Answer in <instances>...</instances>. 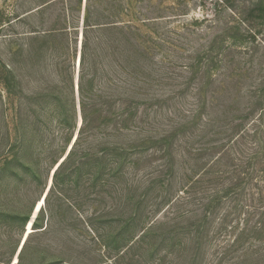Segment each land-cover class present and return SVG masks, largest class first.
Instances as JSON below:
<instances>
[{"label": "trees", "instance_id": "obj_1", "mask_svg": "<svg viewBox=\"0 0 264 264\" xmlns=\"http://www.w3.org/2000/svg\"><path fill=\"white\" fill-rule=\"evenodd\" d=\"M84 1L78 101L72 77L59 160L76 137L15 264H22L31 233L57 243L56 213L46 205L55 201L58 209V197L76 234L59 239L64 256L51 264L136 247L134 257L156 260L163 245L180 238L191 240V261L209 254L208 264H264V0H197L201 13L190 18L189 0H148L147 10L168 12L150 17L137 16L146 10L136 6L142 0ZM203 23L205 39L196 34ZM255 64L262 79L244 87ZM170 102L182 107L167 118L154 108ZM21 153L5 148L1 169L34 176ZM42 213L46 223L39 225Z\"/></svg>", "mask_w": 264, "mask_h": 264}, {"label": "rangeland", "instance_id": "obj_2", "mask_svg": "<svg viewBox=\"0 0 264 264\" xmlns=\"http://www.w3.org/2000/svg\"><path fill=\"white\" fill-rule=\"evenodd\" d=\"M44 1L48 2L45 7L33 11ZM94 1L91 0V4L95 5ZM157 2L158 0L154 1L155 4ZM136 6L146 9H137L138 17L145 14L150 17L160 13L159 11L168 13L162 11L165 9L162 6H159L162 10L154 13L147 10L148 0H142ZM205 6H209V0ZM187 7L189 18L200 15L197 0H189ZM84 9V0L81 3L79 0H0V154L5 148L16 146L17 149H22L21 159L35 170L34 176L28 169H19L17 175H13L12 171L0 167V264L17 262V250L26 232L23 219L28 212L31 215L36 202L41 200L51 171L65 145L68 133L64 125L65 106L73 102L71 79L74 77L76 81L78 78ZM206 12L210 13V7ZM206 25L203 23L196 31L204 39L208 34ZM199 41L201 40L194 36L193 42ZM164 50L177 55H184L185 52L168 48ZM255 65L256 73L251 78L243 79L244 87L248 82L257 83L262 79L263 72L259 65ZM7 70L11 72L8 74L11 76L9 86L4 80ZM74 86L77 102L76 84ZM178 107L182 105L170 102L159 103L154 108H160L159 114L167 118L178 112ZM75 123H78L77 119ZM67 193L79 203L77 193ZM53 195L50 196L49 203L55 199ZM63 198L58 197L57 200L60 201L56 200L60 204L58 209L54 205L55 201L51 206L46 205L47 213L51 210L56 213L59 239H64L65 234H76L74 227L71 230L67 226L72 214L66 212ZM38 221L39 225H44L45 214L39 215ZM28 235L29 230L25 237ZM52 237L31 233L22 253V264H51L56 257H63L62 240L58 239L56 243ZM180 240L174 247H171V243L163 245L161 258L156 260H149L143 254L134 257L133 252L141 251L136 247L110 257L93 256L95 252H91L78 264H208V260H211L209 254H198L191 261V257L187 256L192 251L191 240ZM56 244L59 248L53 249ZM58 249L60 253H54ZM205 249L209 253V248L204 247L203 250ZM82 250H86L85 247ZM103 250L101 248L99 251Z\"/></svg>", "mask_w": 264, "mask_h": 264}, {"label": "water", "instance_id": "obj_3", "mask_svg": "<svg viewBox=\"0 0 264 264\" xmlns=\"http://www.w3.org/2000/svg\"><path fill=\"white\" fill-rule=\"evenodd\" d=\"M76 66H77V64H76ZM78 66H79V65H78ZM75 84H76V86H77V79H76V81H75ZM79 124H80V123H79ZM75 137H76V134H75V136H74V138H73V140H72V143H73V141L75 140ZM72 143L68 146L65 155H64V156L58 161L57 164L54 165V167H53V169H52V171H51V175H50V179H49L48 185L46 186V190H45L44 194L41 196V200H40V201H42V200L44 201L45 196L47 195V192H48V190H49V188H50V186H51V183H52L53 173H54V171L56 170L57 166L60 164V162H62V160L65 158V156H66L67 153L69 152ZM37 205H38V202H36L35 206L33 207V210H32V212H31L30 218H29V220H28V222H27V224H26V230H25L26 232H25V234H24V236H23V238H22L21 244L19 245V248H18V250H17V254H16L17 259H18V254L20 253V250H21V248H22V246H23V245H22V243L24 242L23 239L25 238L26 233H27V231H28L27 227H28L29 223H30L29 226H32V225H33V222H34V220L36 219V217H37V215H38V207H37Z\"/></svg>", "mask_w": 264, "mask_h": 264}, {"label": "bare ground", "instance_id": "obj_4", "mask_svg": "<svg viewBox=\"0 0 264 264\" xmlns=\"http://www.w3.org/2000/svg\"><path fill=\"white\" fill-rule=\"evenodd\" d=\"M39 203H40V201H38V205H37V207H38V212H39L40 208L43 206L44 201L42 200V203H40V204H39ZM29 225H30V223H29ZM29 225H28L27 229L29 230V233H30L31 230H32V226H29ZM29 228H31V229H29ZM27 232H28V231H27ZM26 234H27V233H26ZM25 238H26V237H25ZM25 238L23 239L24 242H25V240H26ZM24 242L22 243V245L24 244Z\"/></svg>", "mask_w": 264, "mask_h": 264}]
</instances>
